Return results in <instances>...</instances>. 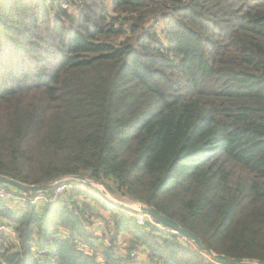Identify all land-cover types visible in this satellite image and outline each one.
I'll return each instance as SVG.
<instances>
[{
	"label": "trees",
	"instance_id": "trees-1",
	"mask_svg": "<svg viewBox=\"0 0 264 264\" xmlns=\"http://www.w3.org/2000/svg\"><path fill=\"white\" fill-rule=\"evenodd\" d=\"M0 175L31 186L84 176L217 254L264 261V0H0ZM75 195L92 203L0 199L17 232L0 236V264H130L142 247L158 264L218 262ZM86 210L113 218L108 242ZM34 247L50 248L45 263Z\"/></svg>",
	"mask_w": 264,
	"mask_h": 264
},
{
	"label": "built area",
	"instance_id": "built-area-1",
	"mask_svg": "<svg viewBox=\"0 0 264 264\" xmlns=\"http://www.w3.org/2000/svg\"><path fill=\"white\" fill-rule=\"evenodd\" d=\"M90 181H82L80 179H77L74 176H65L62 179H59L55 182L53 187L55 188L54 193L52 195H44L41 193H38L36 195H33L31 191H24V190H11L8 189L5 186H0V199L3 201H12L13 206L15 207H22L25 204H31L36 205L39 202H56L60 201L61 199L65 200L66 205H70L72 207V200H68V198L75 197L76 191H83L86 194L88 193V196L94 195L98 197L101 201L105 202L106 204H109L112 208H116L120 210L123 214L133 218L140 226H151L159 229L161 232H166L171 235H175L179 238V240L184 244H190L193 245L196 248V245L193 243V241L185 236L180 231L169 227L162 222H160L158 219H156L151 213L147 211H142L141 207L145 206L143 202L137 201V200H131L126 198L129 201H120L118 199H114L108 194H106L102 187L103 184L101 182H97L95 180ZM89 185H92L95 187L96 190L90 189ZM17 189V188H16ZM43 191V190H42ZM31 192V193H30ZM86 195H81L80 201L83 203V201H90L92 203L91 199L85 198ZM87 197V196H86ZM48 198H50L48 200ZM95 209L98 211H102L101 208H98V205L94 206ZM73 210V208H72ZM84 220L87 224L88 222H91L90 230H93L94 233H96V238L98 239L97 243H106L110 240V237L114 233V220L111 216H107L106 220L96 218L94 217L88 210H86ZM0 236H4L7 240L16 241L17 240V232L15 231L14 227L10 225L9 223H4L0 221ZM57 237H61L64 239H71V234L69 232L60 231L57 235ZM78 245L85 249L88 253L93 254L94 248L89 244V242H86L82 239L76 240ZM0 243L2 241L0 240ZM192 246V247H193ZM50 251L49 247H34L32 249L33 255L36 256L40 260L41 263H45L46 260V254H48ZM4 252V249L0 245V254ZM117 255L116 257H119L123 255L124 253H128L124 247L123 242L121 241L119 244V247L116 251ZM130 260L137 261V260H143L145 263L147 260L151 261L149 258L150 252L149 250L145 248H141L140 250H133L128 253ZM206 257L209 260L213 261L214 257L209 256L208 254ZM214 262V261H213ZM158 264V263H157ZM216 264H225L220 261H216ZM244 264H259L257 261L252 262H245Z\"/></svg>",
	"mask_w": 264,
	"mask_h": 264
},
{
	"label": "water",
	"instance_id": "water-1",
	"mask_svg": "<svg viewBox=\"0 0 264 264\" xmlns=\"http://www.w3.org/2000/svg\"><path fill=\"white\" fill-rule=\"evenodd\" d=\"M76 178L80 179L82 181H87V182L90 181L89 179L85 178L84 176H76ZM0 183L11 184V185H13V186H15L21 190L31 191V192H38V191L46 190L52 186V184L38 185V186L26 185V184H23L17 180L10 179V178L3 176V175H0ZM102 189L106 194H108L109 196L112 197V195L109 193V191L107 189H105L104 187H102ZM144 205L145 206L141 207L142 211H147V212L151 213L156 219H158L163 224L180 231L185 236L190 238L193 241V243L197 246L198 249L205 251L209 256L216 258L218 261L225 263V264H242L245 262L256 261V260H252V259L231 258V257L225 256V255L217 254L211 248L205 246L197 235H195L191 231L183 228L176 221L172 220L171 218L167 217L166 215H163L156 208H154L152 206H148L146 204H144ZM257 262L259 264H264V261H257Z\"/></svg>",
	"mask_w": 264,
	"mask_h": 264
},
{
	"label": "rangeland",
	"instance_id": "rangeland-1",
	"mask_svg": "<svg viewBox=\"0 0 264 264\" xmlns=\"http://www.w3.org/2000/svg\"><path fill=\"white\" fill-rule=\"evenodd\" d=\"M65 7H69V4L67 3V4H65ZM53 186H51L49 189H51ZM103 187L105 188V189H107V187L103 184ZM108 190V189H107ZM109 191V190H108ZM109 193L112 195V197L114 198V199H118V200H120V201H126L127 199L125 198V197H121V196H117V195H115L114 193H112L111 192V190L109 191ZM50 198H48V200H49ZM78 199V197L77 198H75V197H72V198H68V200H72V201H76ZM127 201H129V200H127ZM96 204V203H95ZM98 208H100V206L98 205ZM85 213H86V211H84V213H83V216H82V218H84V216H85ZM97 255H98V253H97ZM150 261V260H149ZM130 264H137L135 261H132ZM138 264H140V263H138ZM141 264H145V263H141ZM149 264H157L156 262H154V260H151L150 261V263Z\"/></svg>",
	"mask_w": 264,
	"mask_h": 264
},
{
	"label": "crops",
	"instance_id": "crops-1",
	"mask_svg": "<svg viewBox=\"0 0 264 264\" xmlns=\"http://www.w3.org/2000/svg\"><path fill=\"white\" fill-rule=\"evenodd\" d=\"M122 238H124V237H122ZM135 262H136L137 264H138V263H140V264H141V263H144L143 260H140V261L137 260V261H135ZM149 263H150V261H148V260L145 262V264H149Z\"/></svg>",
	"mask_w": 264,
	"mask_h": 264
}]
</instances>
